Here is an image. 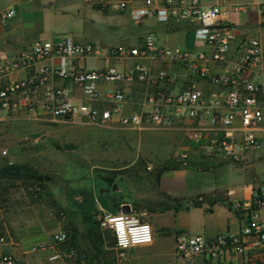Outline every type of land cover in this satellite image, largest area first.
Here are the masks:
<instances>
[{
  "label": "built area",
  "instance_id": "built-area-1",
  "mask_svg": "<svg viewBox=\"0 0 264 264\" xmlns=\"http://www.w3.org/2000/svg\"><path fill=\"white\" fill-rule=\"evenodd\" d=\"M98 2L128 10L139 23L148 16L167 23L186 22L207 49L160 45L153 34L141 44L115 46L106 53L95 41H78L71 35L36 38L12 60L0 61V123L22 116L41 123L79 118L101 127L184 126L190 146L180 148L174 157L182 163L194 161L197 155V159L213 164L221 162L220 157L241 164L264 153V79L258 82L238 73L214 70V65L227 60L237 41V28L229 16L252 9L264 12V1L144 0L140 8L129 6L126 0ZM14 15V9L0 13L4 22ZM242 52L240 70L264 76V38H246ZM92 57L112 64L90 67L87 61ZM127 61L132 63L122 69L116 65ZM156 64L177 65L196 78L176 89L174 74ZM18 72L23 74L12 77ZM199 79L222 92L208 93ZM139 86L145 88L148 100L126 112L127 105L139 102L135 95ZM185 119L191 123H184ZM234 208L246 213L238 233L208 236L179 232L176 254L188 264L195 260L200 264H258L264 245V189L245 202H236ZM96 219L102 230L114 236L119 258L126 257L132 247L154 241L152 224L133 211L113 213L101 207ZM68 238V232L62 230L41 245L40 250H49L46 264H68L66 253L57 248ZM0 242V246L7 244L4 237ZM0 264H21V259L0 248Z\"/></svg>",
  "mask_w": 264,
  "mask_h": 264
},
{
  "label": "rangeland",
  "instance_id": "rangeland-1",
  "mask_svg": "<svg viewBox=\"0 0 264 264\" xmlns=\"http://www.w3.org/2000/svg\"><path fill=\"white\" fill-rule=\"evenodd\" d=\"M248 15L241 14L242 17ZM34 16L33 31L44 38L71 35L78 41L125 46L152 31L160 42L181 50L202 45V41L196 40L194 30L189 33L179 30L168 35L163 25L152 18L140 24L130 14L122 15L112 7L108 13H103L85 0L42 1ZM87 63L90 67L102 64L94 58H89ZM185 129L184 126L101 127L79 118L41 123L22 116L0 123V168L11 163L27 164L37 174L46 176V186H36L37 190L20 179L1 180L0 238L4 237L7 244L0 248L22 258L19 251L23 247L27 249L35 241L52 239L56 228L67 231L74 227L83 234L91 226L89 214L101 207L107 212H116L113 205L116 201L128 202L134 213L150 223L152 212L148 207L164 200L163 193L186 197V204L191 203L200 194L173 190L177 186L175 172L195 167L190 162L174 166L177 163L174 157L181 146L189 143ZM259 156L241 164L220 157L221 163H214L218 166L204 173L200 183L205 188L209 185L237 189L239 194L251 179L264 185L258 181H264V153ZM110 177L114 179L112 184L107 181ZM255 188L251 197L261 186ZM158 219L168 221L171 216L166 213ZM105 237L107 242L115 244L110 231L106 230ZM82 239L81 244L90 243L88 237ZM12 241L15 244L12 245ZM17 242L19 249L15 248ZM41 245L35 246L32 256L46 264L47 255L40 252ZM67 246L68 242L57 248L65 252ZM137 255L135 259H121V264H181L182 261L176 252L163 258L151 246Z\"/></svg>",
  "mask_w": 264,
  "mask_h": 264
},
{
  "label": "crops",
  "instance_id": "crops-1",
  "mask_svg": "<svg viewBox=\"0 0 264 264\" xmlns=\"http://www.w3.org/2000/svg\"><path fill=\"white\" fill-rule=\"evenodd\" d=\"M42 1L46 0H0V13L2 11H7L14 9L15 15L8 19L7 21H3L0 17V61L3 60H12L16 55H18L25 47L28 46L34 39L42 37L39 35L38 31H33L31 24L34 21V12L42 5ZM92 8L102 11L103 13H108L110 7H106L98 2V0H85ZM120 1V0H113ZM129 6L133 7H142L144 0H126ZM264 0H232L233 3H241V4H257ZM44 5H47L46 2H43ZM51 2H49L50 4ZM118 10L120 14H130L128 10H120L118 8H113ZM249 13L247 17H242L241 14ZM152 18L155 20V23L162 24V29L169 34L172 32H176L179 30H185L186 33H189L190 30H194L191 25L183 21L172 20L170 22L160 21L155 16L146 17L140 24H143L146 19ZM229 20L236 26L237 28V41L233 48V51L229 54L227 60L222 63H218L214 65V70L216 72H229V73H238L243 75L244 77L252 78L258 82L263 81L264 76L261 74H256L251 70H240V60L242 58V43L248 37H256L260 36L264 38V12H261L258 9H252L248 12H235L229 16ZM255 32L254 34L251 32ZM251 33V34H250ZM153 34L157 37L155 32L149 31L145 37L138 39V41L134 44L127 43L125 46H134L144 42L145 38ZM195 35V32H194ZM44 38V37H43ZM196 40L202 41L201 47H195L192 50H206L207 46L205 42L196 37ZM160 45L169 46L167 42H160L157 37ZM103 53H106L112 47L117 45L108 44L101 45L98 44ZM171 47V46H169ZM174 48V47H173ZM191 50V49H190ZM98 62L102 64L94 65L92 67H101L105 65H111L112 62H106V60L99 59L96 57H92ZM132 61H127L126 63H117V67L119 69L124 68L127 65H130ZM158 68H165L170 73L175 76V85L176 89H179L184 83L195 79L196 76L192 74L190 71L186 69H182L177 65H160L156 64ZM23 73L18 72L14 74L12 77L21 76ZM201 83L205 86L208 93H219L222 92L220 88L212 86L206 80L199 79ZM135 95L137 100L139 101L137 105L129 104L126 106V112H129L134 107H141V102L148 100V96L146 94L145 88L143 86H139L135 90ZM150 102H147L149 104ZM239 121V120H238ZM184 123H191L189 119H185ZM189 143H185L181 146V148L189 147ZM250 156L248 160L259 158L260 156ZM197 155H194V161L191 162L195 167H188L185 169L179 170V172H175V185L179 186L173 190L177 192L187 193V194H208L217 190H228L230 199L233 204L236 202H245L250 199L252 192L255 187L261 186V189H264L263 184H257V181L251 179L242 190V193L239 194L237 189H232L229 187H220L209 186L203 187L201 185V181L204 178V173L213 171L214 169H205L203 170L200 167V163L203 161L197 159ZM254 161V160H253ZM256 161H254L255 163ZM221 163V162H219ZM253 163V162H251ZM198 166V167H196ZM260 182H264L263 180H258ZM195 185L197 186L195 188ZM200 186V187H199ZM194 189L193 191H188L190 189ZM172 190V189H171ZM181 198V197H179ZM185 199L183 207L179 209H169L167 211H157L152 212L151 224L154 229L155 238L151 244L135 246L130 248L127 251V255L124 258H119L118 250L115 244H110L107 242L105 237L106 230H102L99 227V231L103 235L105 240L104 243V253L99 256V258H103L101 260H97L96 253L92 249V245L87 241L84 244H81L83 241L82 238L87 237V231L84 230L83 234L79 233L74 242L69 243L67 246V250L65 251L68 264H121V259H135L138 257L137 254H140L143 250L147 248V246H151L155 250V252L164 257L172 256L176 252V235L179 232H187L191 234H205L208 236H213L219 233H238L245 222L246 213L243 210H236L235 208L230 209L224 204H214L210 205L209 203H205L202 206H193L192 203L186 204L187 198ZM125 204H129L128 202H123L119 204V207H115V211H110L113 213H117L121 211V207ZM264 209V208H263ZM261 209V216L262 211ZM133 210L131 206V211ZM168 214L171 216V219L168 221H163L158 219L160 215ZM263 218V217H262ZM264 220V218H263ZM59 228L55 229L54 234L59 232ZM51 240V239H50ZM50 240L46 241H35V244L30 248L23 247L19 253L22 255L21 264H43L37 258H33V253H35V249L38 244L48 243ZM167 240V241H166ZM166 241V242H165ZM16 249H19V242L16 243ZM262 252L257 258L258 263L264 264V245ZM40 252L44 254H48L49 250H40ZM105 258V259H104ZM46 260V259H45ZM180 260V259H179ZM181 264H188L184 260L181 261ZM194 264H200V260H195Z\"/></svg>",
  "mask_w": 264,
  "mask_h": 264
},
{
  "label": "trees",
  "instance_id": "trees-1",
  "mask_svg": "<svg viewBox=\"0 0 264 264\" xmlns=\"http://www.w3.org/2000/svg\"><path fill=\"white\" fill-rule=\"evenodd\" d=\"M179 165H182V162H177L176 164H174V166L176 167H178ZM216 166L218 165L213 164L212 162L203 161L202 163H200V167L202 169H207V170ZM2 179H20L23 180L27 186H34L36 190L38 189L36 186L40 188H44L46 186V176L37 174L36 171L33 169V167L27 164L11 163L4 165L3 167L0 168V185ZM107 181L110 182V184H112L114 179L110 177L107 178ZM163 197L164 200L154 202L151 205H149L148 208L150 212H157V211L163 212L172 208H175L177 210L180 207H183V204L185 202L184 201L185 199L179 197H173L168 193H163ZM200 197H203V199L200 200L199 199ZM191 203L193 206H202L205 203H209L210 205L224 204L230 209L234 208V204L230 199L228 190H217L208 194H200L197 198L192 199ZM113 205L119 207V203L117 201ZM97 211L89 214L88 222L91 224V226L88 227L87 229V237L90 241V244L92 245V249L96 253L97 260H101L103 258H99V256L104 253L105 239L101 234V232L99 231V222L96 219ZM67 232L69 235L67 242L73 243L74 240L77 238L78 229L72 227L69 228Z\"/></svg>",
  "mask_w": 264,
  "mask_h": 264
},
{
  "label": "water",
  "instance_id": "water-1",
  "mask_svg": "<svg viewBox=\"0 0 264 264\" xmlns=\"http://www.w3.org/2000/svg\"><path fill=\"white\" fill-rule=\"evenodd\" d=\"M121 212L123 213H130L131 212V205L125 204L121 207Z\"/></svg>",
  "mask_w": 264,
  "mask_h": 264
}]
</instances>
